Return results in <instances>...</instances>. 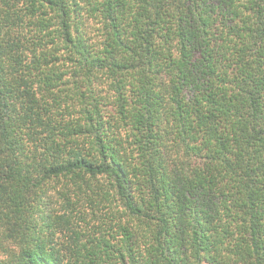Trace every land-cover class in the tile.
<instances>
[{
    "label": "trees",
    "instance_id": "16d2710c",
    "mask_svg": "<svg viewBox=\"0 0 264 264\" xmlns=\"http://www.w3.org/2000/svg\"><path fill=\"white\" fill-rule=\"evenodd\" d=\"M0 264H264V0H0Z\"/></svg>",
    "mask_w": 264,
    "mask_h": 264
},
{
    "label": "rangeland",
    "instance_id": "374dc122",
    "mask_svg": "<svg viewBox=\"0 0 264 264\" xmlns=\"http://www.w3.org/2000/svg\"><path fill=\"white\" fill-rule=\"evenodd\" d=\"M94 21V20H93ZM99 26L96 24V21H91V36L98 42L100 39V32L98 31ZM99 94L103 100V111L106 113V116L109 118V120L113 121V124H115V118L113 115V108L111 106L112 102V96L110 94V91L108 90L107 85L103 86L102 84L99 85ZM116 125V124H115Z\"/></svg>",
    "mask_w": 264,
    "mask_h": 264
}]
</instances>
